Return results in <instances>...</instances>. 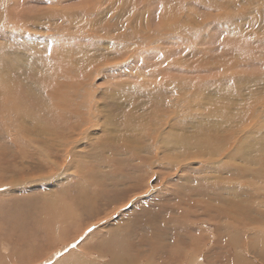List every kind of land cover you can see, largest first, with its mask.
<instances>
[{"label": "rangeland", "instance_id": "obj_1", "mask_svg": "<svg viewBox=\"0 0 264 264\" xmlns=\"http://www.w3.org/2000/svg\"><path fill=\"white\" fill-rule=\"evenodd\" d=\"M22 1L14 0V7L18 6V8L21 7L23 9V14H20L19 20L13 18V21H16L14 24L20 23L21 20V23H17L16 26L22 25V23L25 24L27 20L30 23L14 26L8 29L9 32L0 31V46H11V52H9L10 61L18 57L20 64L24 65L26 62L25 66L36 67L35 63L37 61L42 62L46 54L48 59H50L49 57L52 53L50 50L54 48L61 50L62 48L63 51L74 53L77 45L83 48L81 50L87 49L86 54H89L88 52H95L94 49L90 50L92 48V43L90 42H93V44L95 42L94 38H92L93 36L108 37L107 43L105 40L98 41L103 42L104 46L102 49L110 54L125 46L124 42L116 39V37L122 36L126 31L123 27V22L125 21L122 20L124 14L121 11L118 12V15H116L117 13L115 14L116 20L113 21L114 23L110 21V24L112 23L116 29L108 26L111 28V31H108L106 27H98L96 35L90 34L77 44L76 42L78 41L71 43V39L63 40L61 36L55 35L56 38L55 36H50L49 28L55 27V23L57 24L61 20L43 19L47 15L46 9L44 11L45 6H47V0ZM100 1L102 2V0ZM132 1H135V4L140 6L136 7L135 13H132L130 22H135L133 27L144 30L148 28L147 25H155L161 16L159 15L161 11L165 10L168 2L171 3L168 0ZM231 1L241 2L242 0H209V2H215V4L230 3L227 10L234 13L235 7ZM118 4L116 1L113 2L115 6L113 10L107 4H104L105 7H102L101 10L102 14L107 16V20H113L110 17L114 16L115 11L119 9L116 8ZM191 6L198 8V11L204 10V8L198 7V3H193ZM129 9L132 10L133 8ZM42 10L44 11L43 13H41ZM214 11L217 12L216 9ZM130 14V12L127 14L125 20L129 19ZM35 17H39L36 24L32 23ZM124 17L126 16L124 15ZM165 18L167 17L165 16ZM85 19L87 20L88 17H85ZM246 19L248 20L249 18ZM241 21L240 19L239 23H236L235 20L228 23V25H238V30L230 35H228V31L231 27L219 22L207 23L200 30L192 27L191 31L185 32L184 39L181 36L183 41L179 37L175 38V36H171L174 39L165 38L162 40L159 54H139L141 57H137V60L140 61L135 64L136 68H133L137 72L125 70V73H122L123 75L117 73L107 76L110 78L112 76V79L109 78L112 81L106 77L100 81L102 84L100 82L99 84L104 88L110 87L111 89H114L112 87L113 84L118 85L120 80L127 83L135 82L134 84L142 82L155 84V82L162 80L161 86L164 83L169 84L162 78L160 73L157 74L161 71L176 75L173 78L175 80L178 76V82L179 78L185 82L184 79L193 81L195 77L209 81L212 77L210 76L211 73L218 74L220 68H227L229 71L238 66V61L242 68L245 67L244 76H239L244 78L242 80L245 89L244 94L247 96L252 95V97L263 95L264 34L258 33L253 41L249 40V38L244 39V41L240 34ZM251 21L260 24V29L264 32V9L252 12ZM206 22L201 21L199 24ZM75 25L71 27L75 30L74 32H77L76 30L79 27V29H84L83 33L86 36L93 28L88 25ZM208 25H211L209 27L211 30H209ZM2 27L0 24V30L3 29ZM208 33H211L212 36H208ZM49 37L54 38L49 41L43 39H48ZM66 41L67 43H65ZM68 42L75 46H70L71 44ZM177 45H180V47ZM121 46L122 48H120ZM71 47L72 49H69ZM152 48L153 45L150 46L151 52L153 51ZM18 50L20 51L17 53ZM81 50L77 49V51ZM98 50L100 51V48ZM97 51L95 53L99 52ZM122 51L124 54L126 53L123 49ZM19 53H23L25 56L21 57ZM96 58L95 61L100 60ZM17 59L14 61H17ZM76 60L73 56V62ZM179 60H182L183 63L179 64L178 67L167 68V66H172L175 61ZM57 61L59 60L51 58L48 63L53 64L54 62L53 65L56 66ZM256 64H262L263 66L255 67ZM234 73L240 74L239 70H234ZM129 74L132 75L128 76ZM126 77L129 79H126ZM105 81L107 84L104 83ZM108 81L110 82L108 83ZM173 86L176 87V85ZM237 86L240 87L239 84ZM103 92H105L104 95L106 96L110 95L104 90L99 91L98 101L103 97ZM124 93L122 95L123 97L126 95V97L117 96L120 98L116 102L120 101L123 105V110L130 111L135 106L129 98L135 99L136 96L131 92ZM143 93L139 97L138 105L152 118L140 117V120L142 124H156L155 129L151 133L150 131H133L132 127L137 126L130 122L132 115H129L126 118L125 116L119 118L117 121L113 120L112 122L114 123H108L106 118H104V128L93 133L91 131L88 134L89 140L82 141L81 146L79 145L80 148L75 152L71 143L81 139V136L77 133H69L67 136L55 137L50 140L49 129H43L45 132L43 137L51 143L49 145L46 144L42 149L38 147L36 149L34 143L32 141L29 142V139L25 136L21 137L25 141L22 145H13L8 142L11 145L10 147H12L13 154L11 152V155L4 154V156L0 157V181L16 179L17 181L25 180L24 182H26L50 174L53 168H59L64 179L62 180L63 182H59L61 175L58 174L54 179L40 181L36 187L28 189L18 190L19 188H15V190L11 191L9 187L0 188V195L3 193V197H0V255H2L0 256V264H13V262H15L14 264H114V254L122 255L120 257L126 260L130 259L131 255H138V257L134 256L138 259H130L132 263H129L128 260L129 264H134L135 261H137V264H176L179 258L183 260L180 261V264H195V262L191 263L193 257L198 259L196 264H264V184L257 183L260 180L264 182V179H261L260 176L257 178L253 174L234 170V174L247 178L242 181L246 187L245 191H241L240 189H234L232 178L229 179L231 176L227 174H225L228 177L227 179L225 175L219 179L224 181L217 184L218 188L211 185L212 180L216 178L214 177L215 171L219 172L218 176H221L225 172L222 170H227L221 169L216 163H214L216 167L211 168L213 165L205 166L203 163L195 161L190 166H185L186 168L182 167V171L178 173L173 168L164 169L163 163L166 164L170 162V159L173 160V157H170L171 154L176 153L178 155L180 152L177 149L171 150L168 156L163 153L165 147L160 146V144L155 145L156 141L160 142L157 135L163 130L166 119L163 120L157 117L155 110L151 113L148 111L154 109L153 106L157 103V98L162 96L163 93H161L160 88L155 89L146 84ZM222 93L226 94L224 89ZM111 96L113 97L108 99H117V97L114 98L113 94ZM169 96L170 99L173 98V94ZM227 106L228 104L221 103V108ZM75 107L81 113L91 111V108L83 107V102L80 100H76ZM72 113L78 116L73 109ZM226 114L231 115V113ZM107 115L108 111L105 112L106 117ZM197 115H200V113H197ZM174 120L177 119L174 118ZM119 121L124 122L122 127H120ZM205 121L207 120L198 119L199 123ZM71 124H73V121H71ZM186 128V123L182 124L181 129L188 133L186 136H189V130H186ZM125 131L128 138L123 137V132ZM194 131L197 132L196 127H194ZM115 132L119 135L117 144H111L112 137H109L108 142L104 143L107 139L105 138L106 134ZM213 132L217 136L216 130H213ZM248 135L250 136V134ZM68 137L71 139L69 138V140ZM100 137H103L102 141H98ZM239 138L236 142L237 144L233 146L238 148V152L239 148H242L240 152L242 151L243 153L239 152V155L234 160L242 155L250 154L251 157L252 154L254 155V153L261 150L258 145L264 142V126L260 128L256 126L254 128L250 137L251 142L246 140L243 135ZM244 140L248 144L242 145ZM130 143L135 149L128 152L125 150V145ZM118 145H122V148L117 152L116 147ZM244 146L245 148H243ZM28 147L30 148L28 149ZM33 147V153L28 156L29 151ZM156 150H159L163 155L156 152ZM111 151L114 153L112 157ZM87 155H89L87 162H82L83 157ZM261 157L262 155H260L258 164L252 167L253 169L259 168L262 163ZM11 158L13 161H10ZM71 160L76 161V168L86 165L84 169L80 170L78 176L74 175L71 169L67 173L68 176L64 172L63 167ZM175 161L179 162L181 160L175 157ZM246 162L252 166L249 161ZM90 169H93L95 173L101 171L102 177L100 175L96 176L95 173L90 174ZM204 177L207 178L206 184L202 181ZM194 182L197 185L193 184ZM201 187L203 188L199 190L198 188ZM212 187H215V189ZM193 189L194 191H192ZM61 204L62 208L60 207ZM200 205H204L203 209ZM235 205L236 207H234ZM65 206L70 207L67 211L72 214L67 217V224H63L62 227L61 224L59 225L60 230L58 232L56 228L48 224L47 218L43 220V217L47 213L46 210H58V208H61L60 211L53 212V214H60ZM207 207L208 209L206 210ZM202 213L205 215L203 216ZM232 224L233 226L230 227ZM13 231L17 233L15 232V235H12ZM258 233L262 234L263 239L261 241L263 243L258 241L256 237ZM10 235L12 237H9ZM195 243L197 248L193 246ZM192 247L195 249L193 250ZM186 254H188L187 259ZM120 260L122 261V259ZM126 260H123V262L127 263Z\"/></svg>", "mask_w": 264, "mask_h": 264}, {"label": "bare ground", "instance_id": "obj_2", "mask_svg": "<svg viewBox=\"0 0 264 264\" xmlns=\"http://www.w3.org/2000/svg\"><path fill=\"white\" fill-rule=\"evenodd\" d=\"M115 1L119 3L116 7L119 9L115 11L114 16L110 17L113 20H109V19L107 20V16L102 14L101 9L102 7H105L104 4H107V6H109V8L113 10L115 7L113 5V2ZM142 1L145 2L146 0H142ZM168 1H171V3L168 2L165 10L161 11V13L159 14L161 16L158 18L157 23L156 24L154 23L155 25L152 24L147 25L148 28L144 30L141 28L133 27V24L135 22H130L132 18V13H135V11L137 10L136 7L140 6V5H136L135 1L133 2L132 0L131 1L102 0V2L100 0H47L46 3L47 6H45L46 8H44V11L45 9L47 11V15H46L47 17L45 16V18L43 19L56 20V21L61 20V22L57 24L55 23V27L49 28V31L51 33L50 36H55V35L61 36L63 37V40L71 39L72 40L71 43L74 41H78L76 42L77 44L82 42L83 39H86L90 34L96 35L95 33L98 27H104V28L106 27L108 31H111V28L116 29L113 27L112 23L110 24V21L113 22L114 20H116L115 14L117 13L116 15H118V12L121 11V13H123L126 16L124 17L123 15L122 17V20L125 21L123 22L124 23L123 27L126 29V31L122 36L116 37V39H118L120 42L125 43V46H123V48L121 46L120 48H122L126 53L124 54L122 49L120 48H119L120 50L112 54L106 52V50L104 51L102 49V47L104 46L103 42L98 40H105V42L107 43L108 37L93 36L92 38H94L95 42L94 44L93 42H90L92 43V48L90 50L94 49V51L96 52L100 48V51L99 50H98L99 52L97 51L98 53L92 51V53L94 54L90 52H88L89 54H86L87 49L81 50L83 48L78 47V45L77 48L75 49L76 52L74 53L63 51L62 48L61 50L59 49L57 50L54 48L53 50H50V52L52 51V53L54 54L52 55L51 53V56L49 58L50 59L54 58L59 60L57 61L58 63L56 66L53 65L54 62L53 64L48 63V60L50 59H48L47 54L46 55L44 54L45 57H43V61L42 62L37 61L35 63L36 67H31L28 65L25 66L26 65L25 60H24L25 62L24 65L20 64L19 63L20 59L18 57H16V59L18 58L17 61H14L16 59H12V61H10L9 52H11L10 51L11 46L6 45V47H4L3 45H1L0 46V157L4 156V154L11 155L12 147H10L11 145L9 144H13V145L24 144L25 141L21 138L22 136H25L27 139H29V142L32 141L36 149L37 147L42 149L46 144L49 145L51 142L43 137V135H45L43 129L44 130L49 129V133L51 135L50 140H52L55 137L67 136L69 133H73V134L77 133L78 135L81 136V139L75 141V143L72 142L71 145L74 147L73 148L74 152L78 151L81 142L82 141L84 142L85 140H89L88 134L91 131L93 133V132H97L101 128H104L105 125L103 122L104 118H106V121L108 123H114L112 122L113 120L117 121L119 118H123L124 116L126 118L127 116L132 115L130 122L133 125L137 126V127H132L133 131L134 130L135 131L140 130L142 132L150 131L151 133V131L155 129L156 124L141 123L140 117H144L148 119H151L152 117L146 111H144L143 108H140L138 105L139 97L141 96V94H144L143 92L145 91V84H146L147 86L154 87L155 89L160 88L161 93H163L162 96H159V98H157V103L153 106L154 109L148 111L149 113H151L153 110H155L157 117L162 118L163 120L166 119V123L163 126L164 127L163 130L160 131L159 134L157 135L160 139V142L156 141L155 145L160 144V146L165 147L163 153H165V155L168 156L171 153L170 152L171 150L174 151L175 149H177L180 152L178 153V155L176 153L171 154L170 157H173V160L170 159L169 160L170 162L166 164L163 163L164 169L173 168V170H175L176 173H178L182 171L183 169L182 167L190 166L191 163L195 161H198L201 164L203 163L205 166L213 165L211 166V168L216 167L214 165V163H216L217 165H219L221 169H227V170H222L223 172L224 171L225 172L224 174H221V176H218L219 172L215 171L214 177L216 178L212 180L211 185H214L216 188H218L217 184L223 183L224 181L219 179L223 178V176L227 174L231 176L229 177V179L232 178L234 189L235 190L240 189L241 191H245L246 187L242 183V181H245L247 178L244 176H239L234 174L233 172L234 170L242 171L243 173L246 174L250 173L255 175L257 178H259L260 176L261 179H264V142H261V145H258L261 150L259 151L258 149L259 152L254 153V155L252 154L251 157L250 154L242 155L234 160V158L239 155V152L242 149L239 148V152H238L237 150L238 148H235L233 146L234 144H237L236 142L238 139H240L239 137L243 135L244 137H246V140H250L254 128L256 126L257 128L264 126V94L256 95L254 97H252V95L247 96L246 94H244L245 89H244V83L242 82L244 78L239 76L243 75L245 67L242 68V66L238 61H237L238 66L230 69L229 71L227 70V68L226 69L220 68V72L218 74L216 73L212 74L210 72L211 73L210 76L212 77L210 78L209 81L207 79L195 77V80L193 81H188L184 79L185 82L181 78H179V82H178V76L175 80L173 78L176 77V75L174 76L171 74L172 75L171 76L170 73H166V72L163 73V71L161 72L157 71L158 72L157 74L160 73V75H162V78L165 79V81H167V83L169 84L164 83L161 86L162 80L160 82H155V84L159 86L153 83L147 84L143 82L139 84H134L135 82L134 83H130V82L127 83L124 81L121 82L120 79H118L120 80L118 85L113 84L112 86L111 85L112 83L110 84V86H112L114 89H111L110 87L104 88L102 85L99 84V82L103 78H106L107 76L114 75L117 73H121V75H123L125 73V70L130 72L136 71L133 68H136L135 64L140 61L137 60V57H141L139 56V54H144V55L146 54L151 55L156 53L159 54V51L161 50L162 47L163 39L173 38L171 36H175V38L179 37L180 40L183 41L181 39V36L184 39L185 32L191 31V29H193L192 27H196L198 28V30H200L203 29L205 27V24L207 23L210 24V23L220 22L228 27H231V29L228 31V35H230L238 30V25L237 26L228 25V23L234 20L236 23H239V20L241 19L242 21L240 23L241 26L240 34L243 40L249 38V40L253 41L255 40L254 38L257 37L256 35L258 33L264 34V32L261 31L260 29L261 25L251 21L252 12L254 11L258 12L264 9V0H242L241 2L231 1L232 5L235 7L234 13L228 12L227 7L230 6V3L228 2L227 3L222 2L223 4L222 3L215 4V2H209V0H168ZM193 3H198L199 4L198 7L204 8V10L198 11L197 10L198 8L191 6ZM129 8H133V9L130 10ZM215 9L217 10V12L214 11ZM22 11L23 9L21 7L20 8H18V6L14 7V0H0V24L3 26L2 27L3 29L0 31L9 32L8 29L13 28L14 26H16L17 23L20 24L22 20L20 21V23L17 22L16 24H14L16 21L14 22L13 18L20 19L21 17L20 14L21 13L23 14ZM44 11L42 10L41 13H43ZM129 12L131 13L129 15V19L125 20ZM165 16L167 18H165ZM85 17H88V19L86 20ZM38 18L37 17L33 18L34 21L32 23L34 24L38 23ZM246 18L249 19L247 20ZM201 21L204 22L207 21V22L199 24V22ZM27 22L29 21L27 20ZM25 24L22 23V25ZM75 24H82L83 26H87V25L91 26L93 27L92 28L93 32L91 30L86 36L83 33L84 29H79V27L76 30L77 32H74L75 30H73L71 27L74 26ZM22 25H17V26H22ZM108 26H111V28H109ZM209 27H211V25H208V28ZM65 29H67L66 30L67 32L64 31ZM209 30H211V28H209ZM208 36H212L211 33H208ZM49 38L48 39L43 38V39L49 41L54 37H51L50 39ZM65 43H67V41ZM68 43L71 44L70 42ZM122 45L124 44L122 43ZM152 45H153L152 48L153 51L151 52L150 46ZM70 46H75V45L71 44ZM88 46H90V44H88ZM177 46L180 47V45ZM69 49H72V47ZM77 49L81 51H77ZM27 50L30 51L29 49ZM19 51L20 50H18L17 53ZM19 54L21 57L25 56L23 53H19ZM41 55L43 56V54ZM73 56L77 59L74 62H73ZM97 56L101 61L100 60L95 61V58ZM181 63H183L182 60L175 61V63L172 64V66H167V68H172L175 66L178 67L179 64ZM262 66H263L262 64L261 65L256 64L255 67H262ZM234 70H239L240 74L234 73ZM131 75L129 74L128 76ZM107 78L109 79L110 77ZM110 79H112V76ZM126 79L129 78L126 77ZM110 81H108V83ZM114 82H118V81H114ZM104 83H106V81ZM172 84L176 85V87L173 86ZM237 84H239L240 87H238ZM223 89L225 90L226 94L222 93ZM103 90L110 93V95L106 96L104 95L105 92H103L102 94L103 97L100 99V101H98L99 99L98 93L99 91L101 92ZM123 92L125 93L131 92L133 95L136 96L135 99L129 98V100H132V103H134L135 106L130 111L123 110V105L120 101L116 102L120 97L122 98L126 97V95L123 97L122 95ZM111 94L115 96L114 98H116L117 96L120 97H117V99H112V100L108 99L113 97L111 96ZM172 94H173V98L170 99L169 95ZM76 100L82 101L83 107L87 106V108L88 107L91 108V111L89 110L86 113L85 112L81 113V111L77 110V108L75 107ZM222 102L224 104H228V106L225 108L223 107L221 108ZM137 105L138 107H136ZM72 109L73 111L77 112L78 116H75L72 113ZM106 111H108L107 117L105 116ZM197 113H200V115H197L198 117L196 116ZM226 113H231V115H228ZM174 118H176L177 120H174ZM198 119H204L207 121L199 123ZM170 120H172L173 123L170 122ZM71 121H73V124H71ZM119 122L121 124L120 127H122L124 122L121 121ZM130 122L128 121V123ZM185 123L187 126L186 130H189L190 133L189 136H186V134L188 133L184 132L181 129L182 124ZM194 127H196L197 132L194 131ZM213 127L214 129H212ZM213 130H216L217 136H215ZM248 134H250V136ZM148 135H142V136H148ZM109 137L113 138L111 144L116 145L118 142L117 139H119V135L117 134V132L112 134H106L105 138L107 139L104 141V143L108 142ZM123 137L128 138L126 131L123 132ZM69 138L70 137H68V139ZM102 140L103 137L98 138V141H102ZM246 140L242 142V145L248 144ZM8 142L10 143L8 144ZM249 142H251V140ZM98 144L100 146L99 142ZM29 148L30 147H28V149ZM116 148L118 152L119 149L122 148V145H118ZM243 148H245V146ZM134 149L135 148L132 145V143L125 145V150H127L128 152ZM33 150L34 147L31 151H29L28 156L31 153H33ZM156 152H159L161 155H163L159 150H156ZM234 153L236 154L234 155ZM240 153L243 152L241 151ZM260 155H262L261 157L262 163L259 165V168L253 169L252 167L258 164ZM88 156L89 155L83 157L82 162L84 163L87 162ZM112 156H114V153L111 151V157ZM175 157H177L181 161L176 162ZM12 158L10 161H13ZM246 161H249V163H251L252 166L247 164ZM76 167H77L76 161L71 160L67 162V165L63 167L66 176H68L67 173L70 172V169L73 170L72 172L74 173V175L76 174V176H78L80 170L84 169L86 165L84 164L81 168L80 166H78V168ZM227 171L228 173H226ZM89 173L93 174L95 172L93 171V169H90ZM58 174L61 175L59 182H63L62 180L64 178L60 169L53 168L50 174L26 182H24L25 180L17 181L16 179H10V181H0V188L9 187L11 191L15 190V188H19L18 190L28 189L31 187H36V185H38L40 181H50L54 179L55 176ZM95 175L96 176L100 175L102 177L101 171L95 173ZM227 178L228 177H226V179ZM206 180H207L206 177L202 178L204 184H206ZM30 181L33 182L30 183ZM247 183L249 182L247 181ZM257 183L264 184V182H261V180L258 181ZM193 184H195V182ZM215 187L212 188L215 189ZM202 188L203 187L198 189L200 190ZM192 191H194V189ZM0 197L1 198L3 197V193L0 195ZM203 200H205V198H203ZM236 205L234 207H236ZM60 207L62 208V204L60 205ZM203 207L204 205L202 206V209ZM68 208L70 207L65 206V208H63L60 214L59 213L53 214V212H57L58 210L60 211L59 208L58 210L57 209L50 211L46 210L47 213L44 215L43 220L47 218L46 221L48 222V224H50L51 227L56 228V230L59 232L60 230L59 225L61 224L62 227L63 224H67V220H68L67 217H69V215L72 214L67 211ZM207 209L208 207L206 208V210ZM238 222L241 223L239 220ZM231 226H233V224L230 225V227ZM234 227L236 228V226ZM15 232L16 231H13L12 235ZM12 235H10L9 237H12ZM261 235H262L261 233H258V236H256L258 241H261L263 239ZM193 246L197 248L196 243ZM194 247H192L193 250L195 249ZM114 255H115L114 264H120V263L129 264L132 263L130 259H138L135 258L138 257V255L135 256L134 254L133 255L135 257L131 255L130 256L131 258L130 259L128 258L127 260L121 258L120 256L122 255H118V254H114ZM187 256L188 254H186V259ZM10 258L12 259V257ZM119 258L122 259V261ZM123 260H126V262L129 260L128 261L129 263L128 262L125 263L123 262ZM181 260L182 259L179 258L178 259L179 262L177 261L176 264H180ZM197 260L198 259L196 257L195 258L193 257L191 263L195 262L196 264ZM14 263L15 262H13V264ZM134 264H137V261H135Z\"/></svg>", "mask_w": 264, "mask_h": 264}]
</instances>
